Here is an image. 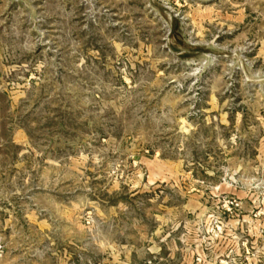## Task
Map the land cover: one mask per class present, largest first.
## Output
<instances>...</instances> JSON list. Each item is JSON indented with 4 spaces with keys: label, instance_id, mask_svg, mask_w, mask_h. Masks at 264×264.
<instances>
[{
    "label": "rangeland",
    "instance_id": "374dc122",
    "mask_svg": "<svg viewBox=\"0 0 264 264\" xmlns=\"http://www.w3.org/2000/svg\"><path fill=\"white\" fill-rule=\"evenodd\" d=\"M0 264H264V0H0Z\"/></svg>",
    "mask_w": 264,
    "mask_h": 264
}]
</instances>
